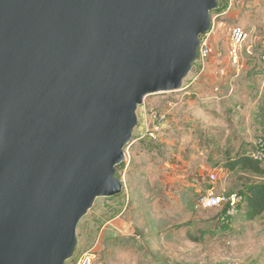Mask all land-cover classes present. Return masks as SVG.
I'll use <instances>...</instances> for the list:
<instances>
[{"label": "water", "instance_id": "water-1", "mask_svg": "<svg viewBox=\"0 0 264 264\" xmlns=\"http://www.w3.org/2000/svg\"><path fill=\"white\" fill-rule=\"evenodd\" d=\"M219 0H0V264H66L150 94L181 90Z\"/></svg>", "mask_w": 264, "mask_h": 264}, {"label": "rangeland", "instance_id": "rangeland-1", "mask_svg": "<svg viewBox=\"0 0 264 264\" xmlns=\"http://www.w3.org/2000/svg\"><path fill=\"white\" fill-rule=\"evenodd\" d=\"M211 16L213 52L198 57L184 89L150 94L138 107L117 171L123 190L98 198L82 218L66 264L87 253L92 264H264V214L243 213L249 185L264 180V0H219ZM236 24L250 33L238 62L229 53ZM151 111L168 121L154 148V139L139 138ZM240 155L254 157L259 170L228 166ZM210 172L218 193L240 196L233 209L198 205Z\"/></svg>", "mask_w": 264, "mask_h": 264}, {"label": "built area", "instance_id": "built-area-1", "mask_svg": "<svg viewBox=\"0 0 264 264\" xmlns=\"http://www.w3.org/2000/svg\"><path fill=\"white\" fill-rule=\"evenodd\" d=\"M210 34L211 32L202 36L200 40L199 58L203 60L213 52V46L210 43ZM229 38V53L234 61L238 62L241 50L250 38V33L242 25L236 24L231 27ZM182 89H184V87ZM147 113H145L144 130L142 134L139 135V138L158 139L161 130L167 126V116L165 113L159 111H151L150 113ZM208 180L212 185L199 194L197 199L198 205L203 209H214L230 204L232 207L231 209H233V207L237 205L236 203L240 200L238 193H231L228 195L225 193H218L215 187L216 181L218 180L216 172H210L208 174ZM93 259L94 255L87 253L80 257L75 264H92Z\"/></svg>", "mask_w": 264, "mask_h": 264}, {"label": "trees", "instance_id": "trees-1", "mask_svg": "<svg viewBox=\"0 0 264 264\" xmlns=\"http://www.w3.org/2000/svg\"><path fill=\"white\" fill-rule=\"evenodd\" d=\"M147 138L146 140H150ZM157 139L153 140L149 144V148H154L158 146L156 142ZM160 145V144H159ZM124 166V162L117 166V171ZM228 166L233 168H242L245 170H250L257 172L259 170L258 161L251 155H240L234 159H231ZM216 209V208H214ZM243 213L247 219L253 220L264 214V180L252 182L247 190V195L245 197V206Z\"/></svg>", "mask_w": 264, "mask_h": 264}, {"label": "crops", "instance_id": "crops-1", "mask_svg": "<svg viewBox=\"0 0 264 264\" xmlns=\"http://www.w3.org/2000/svg\"><path fill=\"white\" fill-rule=\"evenodd\" d=\"M201 74V73H200ZM197 79V78H196Z\"/></svg>", "mask_w": 264, "mask_h": 264}]
</instances>
